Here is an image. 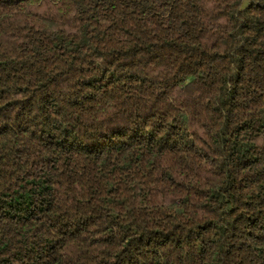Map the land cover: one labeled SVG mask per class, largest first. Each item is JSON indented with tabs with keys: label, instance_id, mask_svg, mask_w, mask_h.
Masks as SVG:
<instances>
[{
	"label": "trees",
	"instance_id": "obj_1",
	"mask_svg": "<svg viewBox=\"0 0 264 264\" xmlns=\"http://www.w3.org/2000/svg\"><path fill=\"white\" fill-rule=\"evenodd\" d=\"M0 264H264V0H0Z\"/></svg>",
	"mask_w": 264,
	"mask_h": 264
}]
</instances>
